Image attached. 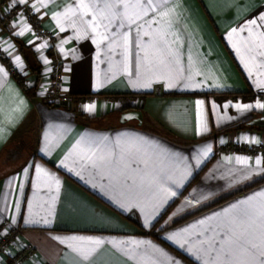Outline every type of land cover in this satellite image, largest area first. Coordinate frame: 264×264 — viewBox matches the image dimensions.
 Wrapping results in <instances>:
<instances>
[{"label": "crops", "instance_id": "0c3cea01", "mask_svg": "<svg viewBox=\"0 0 264 264\" xmlns=\"http://www.w3.org/2000/svg\"><path fill=\"white\" fill-rule=\"evenodd\" d=\"M27 2L41 33L0 21V264H261L264 0Z\"/></svg>", "mask_w": 264, "mask_h": 264}, {"label": "built area", "instance_id": "2783aa9c", "mask_svg": "<svg viewBox=\"0 0 264 264\" xmlns=\"http://www.w3.org/2000/svg\"><path fill=\"white\" fill-rule=\"evenodd\" d=\"M11 10V9H10ZM6 11V15L1 16V21L3 23H11L16 22L22 17H27L31 24L32 29L37 32L41 33L40 26L38 20L35 18L33 13L29 9L28 2L24 4H18L17 7L12 9L11 11ZM0 56H2V52H0ZM5 63L9 66L10 70L14 73L13 66L9 60H5ZM59 65L55 64L53 66V70L50 77V85L49 89L45 95V100L51 104L56 106H63L69 105L71 103V96L67 94L61 93L59 89ZM246 153L251 154L253 156L261 155L264 157V144L263 145H256L252 147H245L243 149ZM19 228H12L7 230L1 237H0V252L4 251L8 248L9 244L13 241L15 236L18 234ZM33 247L30 243L24 245L23 254H28L32 251Z\"/></svg>", "mask_w": 264, "mask_h": 264}, {"label": "snow or ice", "instance_id": "6c2138e0", "mask_svg": "<svg viewBox=\"0 0 264 264\" xmlns=\"http://www.w3.org/2000/svg\"><path fill=\"white\" fill-rule=\"evenodd\" d=\"M14 2L26 3L27 0H14ZM40 2L43 3V0H40ZM149 2H150V0H149ZM80 6H81V7H86V5L83 4L82 0H81V4H80ZM259 19H260V21H264V16H260ZM249 23H250L251 25L259 26V25L257 24V20H251ZM242 30H243V29H242ZM0 71H2V69H0ZM94 107H95L94 105H87V106H86V109H87L88 111H92V110L94 109ZM246 107H250V106H246ZM257 107L264 108V104H258ZM96 243H99V242H96ZM261 264H264V260L261 261Z\"/></svg>", "mask_w": 264, "mask_h": 264}, {"label": "water", "instance_id": "95a60500", "mask_svg": "<svg viewBox=\"0 0 264 264\" xmlns=\"http://www.w3.org/2000/svg\"><path fill=\"white\" fill-rule=\"evenodd\" d=\"M139 120L141 121V117L140 116H139ZM250 124L251 125L258 126V127L264 129V116L263 117H258L256 119H254L253 121L250 122Z\"/></svg>", "mask_w": 264, "mask_h": 264}, {"label": "rangeland", "instance_id": "374dc122", "mask_svg": "<svg viewBox=\"0 0 264 264\" xmlns=\"http://www.w3.org/2000/svg\"><path fill=\"white\" fill-rule=\"evenodd\" d=\"M13 6L16 8V7H17V4H15V5H13ZM14 7H12L11 10L14 9ZM11 10H10V11H11ZM6 13H7L6 11H1V12H0V21H1V16H2L3 14L6 15ZM242 149H244V148H242Z\"/></svg>", "mask_w": 264, "mask_h": 264}]
</instances>
